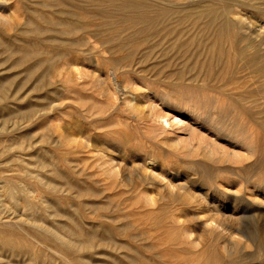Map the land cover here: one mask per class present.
<instances>
[{
  "label": "rangeland",
  "instance_id": "374dc122",
  "mask_svg": "<svg viewBox=\"0 0 264 264\" xmlns=\"http://www.w3.org/2000/svg\"><path fill=\"white\" fill-rule=\"evenodd\" d=\"M0 82V264H264V0H0Z\"/></svg>",
  "mask_w": 264,
  "mask_h": 264
},
{
  "label": "bare ground",
  "instance_id": "6f19581e",
  "mask_svg": "<svg viewBox=\"0 0 264 264\" xmlns=\"http://www.w3.org/2000/svg\"><path fill=\"white\" fill-rule=\"evenodd\" d=\"M18 61H19V60H18ZM19 62H20V61H19ZM17 63H18V62H17ZM29 68H30V67H29ZM28 70H29V69H28ZM29 71L31 72V69H30ZM29 71H28V72H29ZM30 72H29V73H30ZM2 83L5 84L4 82H2ZM0 86H3V87H4L5 85H1V82H0ZM3 87H2V88L0 87V88L2 89V90H0V91H3ZM4 89H5V88H4ZM5 90H6V89H5ZM3 92H4V91H3ZM1 94H2V92H1ZM3 96H4V94H3ZM20 114H21V113H20ZM23 115H24V114H23ZM160 117H161V116H160ZM161 118H163L164 122L167 123V124L169 125V122H168V121H169V118H168L167 116H164V117L162 116ZM250 148H251V147H247V149H246V151H247L248 153L251 151ZM27 192H28V191H27ZM23 193H25V192H23ZM30 193H31V192H30ZM24 195H25V194H24ZM13 197H14V196H13ZM14 200H15V199H14ZM1 223H3L2 220H1ZM3 224H4V223H3ZM28 225H29V224H28ZM35 227H36V226H34V228H35ZM31 228H32V227H31ZM31 228H30L29 230H31ZM37 228H38V227H37ZM37 228H36V229H37ZM0 229H1V228H0ZM39 229H40V228H39ZM27 230H28V229H27ZM27 230H26V231H27ZM40 230H41V229H40ZM32 231H33V229H32ZM34 231H37V230H34ZM24 233H26V232H24ZM32 233L34 234V232H32ZM27 234H28V233H27ZM33 234H32V235H33ZM36 235H37V234H36ZM36 235H34V236H36ZM38 235H39V234H38ZM49 236H50V235H49ZM52 236H53V235H52ZM37 237H38V236H37ZM41 238H42V237H41ZM41 238H40V239H41ZM54 238H55V237H54ZM25 239H26V238H25ZM55 239H56V238H55ZM35 240H37V239H35ZM35 240H34V241H35ZM38 240H39V239H38ZM40 241H41V240H40ZM53 241H54V239H53ZM41 242H42V241H41ZM61 242H62V241H61ZM25 243H26V242H25ZM27 243H28V242H27ZM43 243H44V242H43ZM45 243H46V242H45ZM45 243H44V244H45ZM46 245H48V244H46ZM43 247H44V246H43ZM51 247H52V246H51ZM52 248H53V247H52ZM52 248H51V249H52ZM54 248H55V247H54ZM48 249H49V248H48ZM55 250H56V249H55ZM57 250H58V249H57ZM52 251H54V249H53ZM58 251H60V250H58ZM58 251H57V252H58ZM55 254H56V253H55ZM62 254H63V253H62ZM56 255H58V253H57ZM58 257H59V256H58ZM59 258H60V257H59ZM69 260H70V259H69ZM69 260H68V262H70ZM70 263H71V262H70ZM72 264H73V263H72ZM142 264H144V263H142Z\"/></svg>",
  "mask_w": 264,
  "mask_h": 264
}]
</instances>
